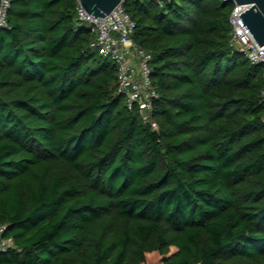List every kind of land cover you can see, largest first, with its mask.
Segmentation results:
<instances>
[{
  "label": "trees",
  "instance_id": "obj_1",
  "mask_svg": "<svg viewBox=\"0 0 264 264\" xmlns=\"http://www.w3.org/2000/svg\"><path fill=\"white\" fill-rule=\"evenodd\" d=\"M77 2L10 0L0 27V264H264V66L235 3L124 0L154 130Z\"/></svg>",
  "mask_w": 264,
  "mask_h": 264
},
{
  "label": "built area",
  "instance_id": "obj_2",
  "mask_svg": "<svg viewBox=\"0 0 264 264\" xmlns=\"http://www.w3.org/2000/svg\"><path fill=\"white\" fill-rule=\"evenodd\" d=\"M160 2V0H156ZM228 1V0H225ZM121 3L106 17H95L89 14L78 0L76 6L77 19L90 27L94 33L90 47L104 58H109L118 68L119 93L127 99L130 109L138 108L143 120L154 130L159 129L154 119L155 100L159 97L153 86L151 74L152 54L140 47L133 40L136 22L130 17ZM247 5V4H244ZM235 3V9L230 16L232 25L231 45L254 64L264 66V46H261L240 14V6ZM10 0H0V27H8V10ZM264 78V75H263ZM264 102V85L261 91ZM264 121V119H263ZM6 225L0 226V253L14 247V239L5 237Z\"/></svg>",
  "mask_w": 264,
  "mask_h": 264
},
{
  "label": "water",
  "instance_id": "obj_3",
  "mask_svg": "<svg viewBox=\"0 0 264 264\" xmlns=\"http://www.w3.org/2000/svg\"><path fill=\"white\" fill-rule=\"evenodd\" d=\"M89 14L106 17L124 0H80ZM244 5L240 6V16L251 30L257 42L264 46V0H228Z\"/></svg>",
  "mask_w": 264,
  "mask_h": 264
}]
</instances>
